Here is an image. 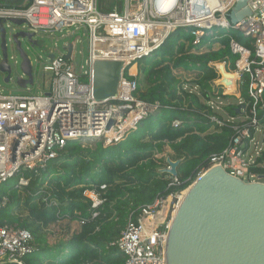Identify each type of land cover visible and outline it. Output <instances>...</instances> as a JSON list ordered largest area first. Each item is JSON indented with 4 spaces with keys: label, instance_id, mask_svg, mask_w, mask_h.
Here are the masks:
<instances>
[{
    "label": "built area",
    "instance_id": "2783aa9c",
    "mask_svg": "<svg viewBox=\"0 0 264 264\" xmlns=\"http://www.w3.org/2000/svg\"><path fill=\"white\" fill-rule=\"evenodd\" d=\"M236 2L122 0L105 8L98 0L0 1V22L4 28L14 25L12 19H19L23 21V29H70L74 34V40L65 44L71 45L69 57L64 49V53L48 56L43 65V70L50 72L45 92L38 95L0 92V184L16 178V187L24 188L30 182V175L44 170L68 144L114 145L149 115L158 112L159 103L136 95V63L151 55L176 29H190L194 45L205 36L227 37L230 51L238 56L234 69L237 82L241 85L242 77L248 76L250 103L249 106L243 101L237 103L238 115L243 118L240 121H234L236 116L224 111L217 90L212 89L208 94L206 103L210 109L217 113L215 108H220L228 116L219 120L209 115L208 119L220 126L226 121L233 122L234 134L223 150L210 155L208 166L197 177L210 168L222 167L244 182L264 183L263 175L250 170L264 167L258 161L264 158L260 156L264 152V140L260 147L256 140V132L264 125V0H248L251 13L231 23L228 14ZM215 27L237 30L244 43L230 34H218L213 31ZM83 35L87 40V55L78 63L75 46L81 43ZM8 59L15 60V56ZM98 60L123 63L117 93L106 100H96L93 95V65ZM134 65L136 69L131 72ZM209 65L214 68L215 64L209 62ZM187 83L191 84L185 82L183 89L199 95V87L191 84L186 89ZM25 89L29 91L28 86ZM182 123L183 120L175 118L171 126L176 128ZM167 176L171 179L168 187L180 184L177 176ZM105 187L104 184L88 187L82 192L89 201L91 219L101 214ZM187 187L156 195L152 202L141 207L135 220L129 216L112 243L123 253L124 264H168L165 256L168 234ZM42 199L48 206L57 207L49 192ZM6 202L3 197L1 206ZM86 221L78 220L80 224ZM33 250V235L29 230L15 224H0V264H28L26 258Z\"/></svg>",
    "mask_w": 264,
    "mask_h": 264
},
{
    "label": "trees",
    "instance_id": "16d2710c",
    "mask_svg": "<svg viewBox=\"0 0 264 264\" xmlns=\"http://www.w3.org/2000/svg\"><path fill=\"white\" fill-rule=\"evenodd\" d=\"M237 41L244 43L242 37ZM238 56L228 47V38L203 37L193 44L190 29H176L148 57L137 61V97L159 103V111L149 115L136 129L114 145L93 147L68 144L57 158L37 174H31L28 186L18 189L16 178L0 184V224H15L33 235L34 250L26 258L28 264H124L123 253L112 244L119 237L129 216L135 220L141 207L156 195L190 185L208 166L209 157L223 150L234 134L233 122L222 126L210 122L214 113L207 105L213 81L220 74L209 65L225 63L235 69ZM220 61V62H217ZM183 71L190 82L199 87V95L183 89L187 82L177 76ZM248 76L242 77L240 98L246 106ZM231 80L225 93L231 90ZM222 97V96H221ZM240 105L227 104L224 111L231 117L239 114ZM175 118L183 120L172 127ZM224 121V120H223ZM264 121V117L262 122ZM168 149V151L166 150ZM165 152L177 166V186L168 187L170 178L159 169L165 165ZM264 162V158L258 159ZM251 172L264 175V167H252ZM47 181L45 186L44 182ZM106 185L101 214L91 219L85 188ZM50 193L56 206H48L43 195ZM7 202L1 206V199ZM87 219L84 224L79 219ZM64 235L53 243L48 234ZM62 231V232H61Z\"/></svg>",
    "mask_w": 264,
    "mask_h": 264
},
{
    "label": "water",
    "instance_id": "95a60500",
    "mask_svg": "<svg viewBox=\"0 0 264 264\" xmlns=\"http://www.w3.org/2000/svg\"><path fill=\"white\" fill-rule=\"evenodd\" d=\"M0 1L15 3L16 0ZM247 1L237 0L228 14L231 23L251 13ZM11 21L19 27L11 41L20 55L23 71L16 83L25 89L33 84V71L20 39L25 37L33 45L36 41L33 40L34 33L22 31V20ZM6 47L5 28L0 22V71L6 74L4 81L7 83L11 79V70ZM63 49L69 57L71 45H64ZM122 68L121 61L98 60L94 63L93 95L96 100L116 95ZM223 76L221 83L228 73L224 72ZM179 162L166 156L160 173L177 176ZM187 189L169 230L165 251L168 264H264V183L244 182L222 167H213L198 176Z\"/></svg>",
    "mask_w": 264,
    "mask_h": 264
},
{
    "label": "rangeland",
    "instance_id": "374dc122",
    "mask_svg": "<svg viewBox=\"0 0 264 264\" xmlns=\"http://www.w3.org/2000/svg\"><path fill=\"white\" fill-rule=\"evenodd\" d=\"M122 1V0H121ZM120 0H98V3L105 6V8L109 7L110 4L121 2ZM19 30L18 26L11 25L10 27L5 26V37H6V43H7V56L10 57L12 55L15 56V60L8 59V65L11 70V79L9 82L4 81V75L0 71V92L4 94H16V95H38L42 91L45 92L48 82L50 80V72H45L43 70V65L47 62L48 55L50 54H59L64 53L63 46L66 43L72 42L74 40V34L71 32V30H32L34 32L33 40L36 41V44L33 45L29 43L27 38H21V48L25 51L28 58L31 61L32 71H33V84L28 86L29 91L26 89L20 88L16 81L17 78L20 76H23V71L21 69V58L19 53L13 48V44L11 41L12 35ZM213 31H217L218 34H230L234 36L236 39L238 37H242L241 34L237 30L233 29H221L218 27L213 28ZM80 52V53H79ZM87 55V40L86 36H81V43L76 44L75 46V60L79 63L81 62ZM225 63V66L227 70L234 71V69H230L229 63L227 60L222 59L220 60ZM217 61V62H220ZM218 65H214V68L217 70V73L220 74V77L218 75V78L215 79L212 83V85L215 87V89L219 88V92L221 93L222 98L220 101L222 102V105L232 104L236 105L237 103H240L241 98V88L240 83L237 82V79L235 78L231 79H225L224 84L221 83L222 75L220 73V68L217 67ZM228 72V71H227ZM232 73V72H231ZM234 73V72H233ZM177 76L181 79H185L186 81L190 80V76L186 75L183 71H177ZM231 80V90L236 89V93H225L224 90L228 86V81ZM193 85V83L191 82ZM187 83V88L190 89L192 85ZM216 101V100H215ZM217 109V113L221 114L223 118L227 119V114L222 112L220 108ZM243 118L241 115H238L234 118V121H240ZM256 140L258 141L257 147L261 146V143L264 140V125L262 128H260V132H256ZM168 151V149H166ZM261 157H264V152L260 155ZM166 157V152H165ZM264 165V162L261 164ZM55 233L53 235L48 234V240L49 242L53 243L54 241L58 240L59 238L64 237L62 234H57L58 228H55ZM62 232V231H61Z\"/></svg>",
    "mask_w": 264,
    "mask_h": 264
},
{
    "label": "bare ground",
    "instance_id": "6f19581e",
    "mask_svg": "<svg viewBox=\"0 0 264 264\" xmlns=\"http://www.w3.org/2000/svg\"><path fill=\"white\" fill-rule=\"evenodd\" d=\"M217 67H221V68H220V73H221V75H222V78L224 77V76H223V73L226 72V73H228V76L225 77V79H231V80H232L233 78H235V80L238 79L236 71H235V73L227 72V71L225 70V67H224V65H223L222 63L218 64ZM135 69H136V67H135V65H134V66L131 68V72H134ZM187 190H188V189H187ZM187 190L185 191L184 195L186 194ZM184 195H183V197H184ZM182 199H183V198H182Z\"/></svg>",
    "mask_w": 264,
    "mask_h": 264
},
{
    "label": "flooded vegetation",
    "instance_id": "af4514ba",
    "mask_svg": "<svg viewBox=\"0 0 264 264\" xmlns=\"http://www.w3.org/2000/svg\"><path fill=\"white\" fill-rule=\"evenodd\" d=\"M18 31H19V30H18ZM22 31L27 32V33H34L31 29H28V28H25V29H23ZM3 75H4V79H5L6 74L3 73Z\"/></svg>",
    "mask_w": 264,
    "mask_h": 264
}]
</instances>
